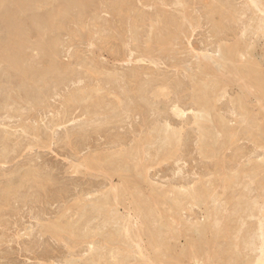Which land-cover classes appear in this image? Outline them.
I'll use <instances>...</instances> for the list:
<instances>
[{
	"label": "rangeland",
	"instance_id": "1",
	"mask_svg": "<svg viewBox=\"0 0 264 264\" xmlns=\"http://www.w3.org/2000/svg\"><path fill=\"white\" fill-rule=\"evenodd\" d=\"M21 1L0 0L23 58H0V264H256L264 0Z\"/></svg>",
	"mask_w": 264,
	"mask_h": 264
},
{
	"label": "bare ground",
	"instance_id": "2",
	"mask_svg": "<svg viewBox=\"0 0 264 264\" xmlns=\"http://www.w3.org/2000/svg\"><path fill=\"white\" fill-rule=\"evenodd\" d=\"M1 1H2V0H1ZM17 1H18V0H17ZM17 1H14V3L17 2ZM22 1L24 2V0H22ZM22 1H21V3H22ZM27 1H28V0H27ZM51 1H52V0H51ZM54 1H55V0H54ZM59 1H60V0H59ZM62 1H63V0H62ZM64 1H65V0H64ZM68 1L70 2V0H68ZM72 1H73V0H71V3H73ZM78 1H79V0H77V1L74 0V3H75V2H78ZM83 1H84V0H83ZM252 1L255 3V5L258 3L257 6H258V9H259V8H260V7H259V3H260V2H259V1L257 2V1H255V0H252ZM4 2H5V1H4ZM4 2H3V4H4ZM6 2H7L8 4H11L10 6H12L13 8H17V7H14V6H15L14 3H13V4H12V3H9V2H12V1H9V2H8V1L6 0ZM19 2H20V1H19ZM29 2H30V0H29ZM32 2H33V4H34V3L37 4V6H38L39 3H43V5H44V2H42V0H41V2H40V0H36V1H35V0H32ZM36 2H37V3H36ZM49 2H50V0H49ZM80 2H82V0H80ZM85 2H86V0H85ZM261 2H262V1H261ZM60 3H61L62 5L64 4V3H62V2H60ZM60 3H58V4L60 5ZM217 3H218V2H217ZM3 4L1 3L0 8L3 9V11H1V12H2V13H3V12L5 13V12L7 11V10H5V9H10V7H9V8H2V5H3ZM15 4H17V6H18V3H15ZM22 4H23V3H22ZM22 4H19V5H20L21 7H23V10H21V8L18 6V7L20 8V11H24V6H23ZM51 4H52V3H51ZM53 4H54V3H53ZM56 4H57V1H56ZM66 4H68V3H66ZM220 4H221V3H220ZM252 4H253V3H252ZM25 5H26V4H25ZM28 5H29V4H27V6H28ZM43 5H42V7H43ZM4 6L6 7L5 4H4ZM8 6H9V5H8ZM48 6H49V7H52V6H50V5H48ZM70 6H71V5H70ZM73 6H74V5H73ZM73 6H72V7H73ZM212 6H213V5H211V8H213ZM257 6H256V7H257ZM262 6H263V5H262ZM29 7H30L29 10L32 11L33 15H35V16H33L32 13H30V15L33 16V18H32V16H28V18L31 17V18H30V19H31L30 21L32 22V24H33V23H37V21H38V20H36V19H37V18H36L37 16H36V14H34V11L31 10V9H34L35 6H33L32 8H31V6H29ZM38 7H39V6H38ZM53 7H56V5H54ZM63 7H67V5H66V6L63 5ZM68 7H69V5H68ZM68 7H67V8H68ZM75 7H76V5H75ZM79 7H80V6H79ZM79 7H78V8H79ZM81 7H82V6H81ZM214 7H215V6H214ZM13 8H12V12H11V13H14V14H15V12H13ZM76 8H77V7H76ZM211 8H210V9H211ZM261 8H262V7H261ZM1 9H0V10H1ZM36 9H38V8L36 7ZM41 9H42V8H41ZM52 9H53V8H52ZM52 9H51V11H52ZM54 9H55V8H54ZM59 9H60V8H59ZM68 9H69V8H68ZM72 9H74V7H73ZM80 9H81V8H80ZM83 9H84V8H83ZM83 9H82V10H83ZM17 10H18V9H16V11H17ZM48 10H49V9H48ZM61 10H62V9H61ZM82 10H81V11H82ZM260 10H261V9H260ZM9 11H11V9L8 10L7 13H10ZM14 11H15V10H14ZM20 11H17V12L20 13ZM43 11H44V10H43ZM56 11H57V10H56ZM69 11H70V10H68V12H69ZM72 11H73V10H72ZM216 11H217V10H216ZM58 12H60V11H58ZM78 12H79V11H78ZM84 12H85V11H84ZM84 12L82 11V13H84ZM218 12H219V11H218ZM222 12H223V11H222ZM262 12H264V11H262ZM2 13H1V15L3 16L4 13H3V14H2ZM36 13H37V11H36ZM39 13H40V11H39ZM42 13H43V12H42ZM53 13H54V12L52 11V14H53ZM60 13H61V12H60ZM60 13H59V15H61ZM66 13H67V11H66ZM69 13H70V12H69ZM214 13H215V12H214ZM214 13H212V14L214 15ZM14 14H10L12 18H11V17H10V18L7 17L8 19H7V18H5V20L3 19V22L6 21V19H7L9 22H11L12 19H15V18H13V16H15L16 14H15V15H14ZM21 14H24V15H25L24 12H22ZM43 14H46V13H43ZM50 14H51V13H50ZM220 14H221V12H220ZM5 15H6V14H5ZM10 15H9V16H10ZM12 15H13V16H12ZM17 15H18V14H17ZM37 15H38V13H37ZM46 15H48V13H47ZM67 15H68V13H67ZM79 15H81V14H79ZM217 15H218V14H217ZM7 16H8V14H7ZM18 16H19V15H18ZM18 16H17V17H18ZM40 16H41V15H40ZM62 16H63V15H62ZM62 16H61V17H62ZM222 16H223V15H222ZM4 17H5V16H4ZM43 17H44V16H43ZM43 17H42V18H43ZM53 17H55V16H53ZM65 17H66V16H65ZM219 17H220V16H219ZM223 17L226 18V16H223ZM20 18H21V16H20ZM20 18H19V19H20ZM22 18H24V17H22ZM26 18H27V17H26ZM28 18H27V20H25V18H24V19H20V22L23 21V22L26 23V22L28 21ZM34 18H36V19H35L36 22H35V21L33 22V19H34ZM38 18H40V20L42 19V18L39 17V16H38ZM44 18H45V17H44ZM51 18H52V17H51ZM51 18H50V19H51ZM55 18H56V17H55ZM211 18H213V16H211ZM221 18H222V17H221ZM9 19H10V20H9ZM19 19H17V21H18ZM47 19H48V18H47ZM80 19H81V18H80ZM166 19L168 20V18H166ZM172 19H173V18H172ZM222 19H223V18H222ZM213 20H214V19H213ZM0 21H1V20H0ZM41 21H43V20H41ZM47 21L49 22V20H47ZM60 21H62V20H60ZM170 21H171V20H170ZM218 21H220V20H218ZM3 22H2V23H3ZM12 22H15V21L13 20ZM23 22H21V23H23ZM28 22H29V21H28ZM39 22H40V21H39ZM44 22H45V21H44ZM72 22H73V21H72ZM167 22H168V21H167ZM174 22H175V21H174ZM174 22H172V23L174 24ZM213 22L215 23L216 20L213 21ZM4 23H5V22H4ZM21 23H20V24H21ZM25 23H23V25H24ZM45 23H46V22H45ZM49 23H50V25H51V22H49ZM56 23L59 24V22H56ZM170 23H171V22H170ZM26 24H27V23H26ZM26 24H25V25H26ZM37 24H38V23H37ZM37 24H36V25H37ZM40 24H41V22H40ZM42 24H44V23H42ZM11 25H12V23L10 24V26H11ZM21 25H22V24H21ZM38 25H39V24H38ZM45 25H47V23H46ZM48 25H49V24H48ZM50 25H49V26H50ZM56 25H57V24H56ZM13 26H14V25H12V27H13ZM30 26H31V28H32L33 25H29V28H30ZM52 26H54V25L52 24ZM52 26H51V27H52ZM57 26H58V25H57ZM221 26H222V24H221ZM12 27H10V28H12ZM16 27L19 28L20 26H18V24H16V25L13 27L14 29H13V28H12V29H9V31H10V30H11V31L13 30V31H12L13 33H14L15 31H16V33H17L18 29H17ZM37 27H38V26H37ZM43 27H44V26H42V28H43ZM165 27H166V25H165ZM219 27H220V26H219ZM7 28H8V27H7ZM15 28H16L17 30H15ZM24 28L27 30V26H26V27L24 26ZM29 28H28L29 31H32V30H33V29H31V28L29 29ZM33 28H35V30H36V26H35V24H34V27H33ZM168 28H169V26H168ZM220 28H221V27H220ZM5 29H6V28H5ZM5 29H4L3 31H4V32H5V31L7 32L8 30H5ZM19 29H20V28H19ZM39 29H40V28H39ZM39 29L36 30V31H38L39 34H40V32H41V34H43L44 32L40 31ZM61 29H62V28H61ZM64 29H65V28H64ZM221 29H223V28H221ZM23 30H24V29H23ZM23 30H22V31H23ZM26 30H25V32H26ZM53 30H54V29H53ZM1 31H2V30H1ZM1 31H0V32H1ZM20 31H21V29H20ZM48 31H51V30H48ZM220 31H221V30H220ZM222 31H223V30H222ZM225 31H226V30H225ZM4 32H3V34H4ZM23 32H24V31H23ZM23 32H22V34H21L22 38H23V34L25 35V32H24V33H23ZM32 32H33V31H32ZM218 32H219V31H218ZM18 33H19V31H18ZM48 33H49V32H48ZM50 33H52V32H50ZM53 33H54V32H53ZM224 33H225V32H224ZM224 33H223V34H224ZM7 34H8V32H7ZM9 34H10V32H9ZM28 34H29V33H28ZM28 34H27V36H28ZM41 34H40V35H41ZM216 34H217V32H216ZM225 34H226V33H225ZM1 35H2V33H1ZM11 35H13V34H11ZM19 35H20V34H19ZM30 35H31V33H30ZM40 35H39V36H40ZM44 35H45V34H44ZM46 35H47V34H46ZM52 35H53V34H52ZM5 36H6V34H5ZM9 36H10V35H8V37H9ZM15 36H16V35H15ZM39 36H38V37H39ZM217 36H218V35H217ZM3 37H4V36H3ZM6 37H7V36H6ZM8 37H7V39H8ZM16 37H17V36H16ZM24 37H26V36H24ZM34 37H35V36H34ZM34 37H33V38H34ZM171 37H172V39H173V35H172ZM219 37L221 38V36H219ZM222 37H223V36H222ZM45 38H46V37H45ZM168 38H169V37H168ZM168 38H167V39H168ZM0 39H1V38H0ZM14 39H15V38H13V37H12V38L9 37L8 40H6V39H5L6 41L3 40L4 42H1V41H0V43H1V44H0V58H2V57H5V58L7 57V58H9V56L11 57L12 54H14V53L17 52V51L14 50L15 48L13 49L14 51H12V49H11L12 46L15 44V43H13V41H12V40H14ZM23 39H24V38H23ZM25 39H27V38H25ZM37 39H38V38H37ZM37 39H36V40H37ZM54 39H55V38H54ZM223 39H224V38H223ZM20 40H21V39H20ZM36 40H35V42H37ZM168 40H169V39H168ZM219 40H220V39H219ZM14 41H15V40H14ZM27 41H28V40H27ZM38 41H39V39H38ZM40 41H41V40H40ZM43 41H44V39L42 40V43L44 44ZM169 41H170V40H169ZM220 41H221V40H220ZM223 41H224V40H223ZM16 42H17V41H16ZM45 42H46V40H45ZM48 42H49V41H48ZM31 43H32V42H31ZM39 43H41V42H39ZM39 43H37V45H38ZM42 43H41V44H42ZM46 43H47V42H46ZM50 43H51V42H50ZM166 43H167V42H166ZM168 43H169V42H168ZM18 44H19V42H18ZM28 44L30 45V43H28ZM34 44H35V43H34ZM34 44H32V48L35 47ZM51 44H52V43H51ZM45 45H46V44H45ZM54 45H55V44H54ZM54 45H52V46H54ZM167 46H168V45H167ZM237 46H238V45H237ZM25 47H26V46H25ZM28 47H29V46H27V48H28ZM39 47H40V46H39ZM44 47H45V46H43L42 48L44 49ZM56 47H57V46L55 45L53 49L56 50ZM220 47L224 48L223 45L220 46ZM23 48H24V46L22 47V49H23ZM27 48H26V49H27ZM37 48H38V47H37ZM46 48H47V45H46ZM49 48H50V47H49ZM225 48H226V47H225ZM229 48H230V47H229ZM229 48H228V50H229ZM235 48H236V45H235ZM235 48H234V47L232 48V49H233L232 51L234 52L233 54H235V51H234ZM238 48H239V47H238ZM238 48H237V49H238ZM50 49H52V48H50ZM230 49H231V48H230ZM24 50H25V49H23V52H24ZM46 50H47V49H46ZM164 50H166V49H164ZM226 50H227V49H226ZM226 50H225V51H226ZM11 51H12V52H11ZM19 51H20V50H19ZM25 51H26V50H25ZM36 51H37V50H36ZM38 51H39V50H38ZM41 51L43 52L44 50H41ZM41 51H39V52L41 53ZM52 51H54V50H52ZM218 51H219V50H218ZM220 51H221V50H220ZM222 51H224V49H223ZM230 51H231V50H230ZM1 52H2V53H1ZM32 52H34V50H33ZM44 52H45V51H44ZM228 52H229V51H228ZM10 53H11V54H10ZM17 53H18V52H17ZM37 53H38V52H37ZM221 53H222V52H221ZM21 54H22V52H21ZM21 54H20V52H19V55H18V56H17V54H15L16 57L19 58V62H20V60L22 61V59H23V58L20 59V57H21L20 55H21ZM25 54H26V53H25ZM226 54H227V53H225V55H226ZM5 55H6V56H5ZM15 55H13V56H14V57H13L14 59H16V58H15ZM53 55H55V54H53ZM56 55H57V54H56ZM199 55H200V54H199ZM218 55H219V54H218ZM228 55H229L230 57H233L232 55H230V52H229ZM45 56H46V58H47V57H50V56H47V55H45ZM211 56H212V55H211ZM220 56H222V54H221ZM23 57H24V55H23ZM28 57H30V56H28ZM42 57H44V56H42ZM198 57H200V56H198ZM198 57H197V58H198ZM203 57H204V59L207 58L206 55H205V56L203 55L202 58H203ZM13 58L11 57V58H10L11 60L9 59L12 63H14V62L12 61ZM44 58H45V57H44ZM44 58H43V59H44ZM52 58H53V56H52ZM52 58H51V59H52ZM213 58H214V57H213ZM24 59L26 60L25 57H24ZM54 59H56V58H53L52 60H54ZM208 59H209V57H208ZM208 59H207V61H209ZM227 59H228V58H227ZM232 59H233V58H232ZM23 61H24V60H23ZM54 61H55V60H54ZM198 61H199V59H198ZM213 61H214V60H213ZM11 62H10V63H11ZM16 62H18L17 59H16ZM56 62H57V61H56ZM205 62H206V61H205ZM0 63H1V61H0ZM4 63H5V62H4ZM12 63H11V64H12ZM23 63H24V62H23ZM54 63H55V62H54ZM203 63H204V62H203ZM211 63H212V62H211ZM218 63H219V62H218ZM2 64H3V63H2ZM14 64H15V63H14ZM52 64H53V63H52ZM223 64H224V63H223ZM5 65H6V64H5ZM8 65H10V64H8ZM21 65H22V64H21ZM23 65H24V64H23ZM26 65H27V64H26ZM203 65H204V64H203ZM210 65H211V64H210ZM213 65H214V64H213ZM57 66H58V65H57ZM57 66H55L56 68H54V69H57ZM205 66H206V64H205ZM10 67L13 69L14 65H13V67L10 65V66L7 67V68H10ZM43 67H44V66H43ZM52 67H53V66H52ZM58 67H59V66H58ZM15 68H18V67L15 66ZM25 68H27V67H25ZM29 68H30V67H29ZM45 68H46V67H45ZM50 68H51V67H50ZM200 68H201V66H200ZM213 68H214V67H213ZM18 69H19V68H18ZM48 69H49V68H48ZM205 69H207V68L205 67ZM245 69H246V68H245ZM247 69H248V68H247ZM251 69H252V68H251ZM45 70H46V69H45ZM52 70H53V69H51V71H52ZM8 71L12 72L11 69H9ZM8 71H7V72H8ZM46 71H48V70H46ZM46 71H45V72H46ZM251 71H252V70H251ZM254 71H255V70H254ZM254 71H252V72H254ZM5 72H6V71H5ZM5 72H4V73H5ZM13 72H14V71H13ZM18 72H24V70L22 71V69H21V70L19 69ZM27 72H28V71H27ZM49 72H50V71H49ZM49 72H48V73H49ZM252 72H251V73H252ZM28 73H29V72H28ZM0 74H1V73H0ZM14 74H15V73H14ZM16 74H18V73H16ZM24 74H26V72H25ZM46 74H47V73H46ZM253 74H256V73H253ZM2 75H4V74L2 73ZM257 75H258V74H257ZM0 76H1V75H0ZM18 76H19V75H18ZM20 76H21V75H20ZM248 76H249V75H248ZM31 77H32V75H31ZM255 77H256V76H255ZM258 77H259V76H258ZM0 78H1V77H0ZM24 78H25V77H24ZM251 79H252V78H251ZM33 80H35V79H33ZM1 83H2V82H1ZM214 84H217V83H214ZM0 86H1V85H0ZM11 86H12V85H11ZM213 86H214V85H213ZM215 86H216V85H215ZM217 87H218V86H217ZM217 87H216V88H217ZM8 88H9V87H8ZM213 90L215 91V89H213ZM205 91H206V90H205ZM260 92H261V91H260ZM144 93H145V92H144ZM206 93H207V92H206ZM209 93H210V92H209ZM24 94H26V93H24ZM262 94H263V93H262ZM204 95H205V94H204ZM210 95H211V94H210ZM210 95H209V97H210ZM212 95H213V94H212ZM196 96L198 97L197 94H196ZM196 96H195V97H196ZM206 96H208V95H206ZM263 96H264V95H263ZM263 96H262V97H263ZM195 97H194V98H195ZM202 97H203V96H202ZM209 97H208V98H209ZM199 98L201 99V97H199ZM145 99H146V98H145ZM203 99H204V97H203ZM194 100H195V99H194ZM201 100H202V99H201ZM206 100H208V99H206ZM206 100H205V101L202 100V102L199 101V100H197L198 103H197L196 101H195V102H196V104H198V105H199L200 102H201L202 104H205V103L207 102ZM210 101H212V98H210ZM208 102H209V100H208ZM259 102H260V101H259ZM210 103H211V102H210ZM210 103H208V104L210 105ZM202 104H201V106H202ZM208 104H207V105H208ZM207 105L205 104L204 107L209 108ZM196 106H197V105H196ZM199 106H200V105H199ZM199 108H200V107H199ZM202 108H203V107H202ZM206 108H205V110L202 109V110H203L202 112L206 111V110H207ZM263 108H264V107H263ZM200 109H201V108H200ZM211 109H212V104H211ZM211 109H210V110H211ZM208 110H209V109H208ZM208 110H207V111H208ZM178 111H180V110H178ZM207 111H206V112H207ZM212 111H213V110H212ZM179 113H183V112L180 111ZM204 113H205V112H204ZM176 114H177V113H176ZM207 114H208V113H207ZM177 115H179V114H177ZM211 115H212V114H211ZM182 116H183V115H182ZM204 116H205V114H204ZM207 116L211 117L210 115H207ZM207 116H205L204 118H206ZM202 117H203V116H202ZM207 118H208V117H207ZM252 119H253V118H252ZM252 119H251V120H252ZM169 120H171V119H169ZM254 120H255V119H254ZM252 121H253V120H252ZM168 123H169V122H168ZM249 124H250V123H249ZM156 126H157V125H156ZM159 128H160V127H159ZM204 128H205V127H204ZM206 128H207V127H206ZM208 129H209V128H208ZM208 129H205V130H208ZM214 129H215V128H214ZM219 129H220V128H219ZM153 130H154V129H153ZM202 130H203V129H202ZM220 130H221V129H220ZM218 131H219V130H218ZM218 131H216V132H218ZM167 132H168V131H167ZM173 132H174V131H173ZM210 132H212V131H210ZM213 132H214V131H213ZM222 132H223V130H222ZM168 133H169V132H168ZM169 134H170V133H169ZM205 134H206V133H205ZM171 135H172V134H171ZM203 135H204V134H203ZM207 135H208V134H207ZM179 136H180V135H179ZM209 136H210V135H209ZM216 136H217V135H216ZM204 137H205V135H204ZM214 137H215V136H214ZM159 138H160V136H159ZM166 138H167V137H166ZM168 138H169V136H168ZM175 138H176V137H175ZM178 139H179V138H178ZM204 139H205V138H204ZM204 139H203V140H204ZM209 139H210V138H209ZM21 140H22V139H21ZM205 140H206V139H205ZM211 140H212V139H211ZM211 140H210V141H211ZM215 140H216V139H214V141H215ZM166 141L169 142V139L166 140ZM172 141H173V140H172ZM163 142H164V141H163ZM163 142H162V143H163ZM211 142H213V141H211ZM166 143H167V142H166ZM171 143H172V142H171ZM207 143H208V141H207ZM207 143H205V144H207ZM218 143H219V142H218ZM218 143H217V144H218ZM175 144H176V143H175ZM203 144H204V142H203ZM220 144H221V142H220ZM209 145H210V144H209ZM211 145H212V144H211ZM215 145H216V144H215ZM206 146H207V145H206ZM213 146H214V145H213ZM209 147H211V146H209ZM209 147L207 148V150H209ZM205 151H206V150H205ZM231 178H233V177H231ZM229 179H230V178H229ZM23 180H24V179H23ZM231 180H232V179H231ZM229 182H230V180H229ZM233 182H234V181H233ZM20 183H21V182H20ZM20 183H19L18 185H20ZM231 183H232V182H231ZM22 184H24V183H22ZM20 186H21V185H20ZM43 186H44V185H43ZM14 187H15V186H14ZM10 188H12V187H10ZM10 188H9V189H10ZM115 188H116V187L111 188V191H112V189H113V191H115ZM201 188H202V187H201ZM17 189H18V187H17ZM193 189H194V188H193ZM197 189H198V188H197ZM202 189H204V187H203ZM202 189H201V190H202ZM205 189H207V188H205ZM116 190H117V189H116ZM111 191H110V192H111ZM198 191H199V190H198ZM189 192H190V191H189ZM191 192H192V190H191ZM199 192H200V191H199ZM114 193H115V192H114ZM114 193H113V194H114ZM195 193H198V192H195ZM204 193H205V192H204ZM206 193H208V191H206ZM5 194H6V193H5ZM115 194H116V193H115ZM193 194H194V193H193ZM200 194L202 195L201 192H200ZM3 195H4V194H3ZM175 195H177V194H175ZM194 195H195V194H194ZM204 195H205V194H203V196H204ZM8 196H9V195H8ZM115 196H117V195H115ZM191 196H192V195H191ZM198 196H199L201 199H203L200 195H198ZM117 197H119V196H117ZM199 197H198V198H199ZM116 199H117V198H116ZM102 200L104 201L105 199H102ZM175 200H176V199H175ZM205 200H206V199H205ZM205 200H204V201H205ZM197 201H199V200H197ZM204 201H203V202H204ZM201 202H202V201H201ZM201 202H200V203H201ZM100 204H101V203H100ZM103 204H104V203H103ZM102 207L105 208L104 206H102ZM103 208H102V209H103ZM96 209H97V208H96ZM262 213H263V215H264V210H263V209H262ZM141 214H142V213H141ZM144 214H145V213H144ZM144 214H143V216H144ZM210 214H211V213H210ZM146 217H147V216H145L144 218H146ZM261 222H262V221H261ZM215 224H218V223H215ZM20 225H21V224H20ZM166 225H168V224H166ZM166 225H164V226L166 227ZM155 228H156V227H155ZM158 228H159V227H158ZM171 228H172V227H171ZM161 229H162V228H161ZM259 229H260V228H259ZM261 229H262V230L264 229V220H263V222H262V224H261ZM261 229H260V230H261ZM137 230H138V229H137ZM158 230H159V229H157V231H158ZM162 230H163V229H162ZM172 230H173V228H172ZM204 230H205V229H204ZM214 230H215V228H214ZM216 230H218V229H216ZM70 231H71V230H70ZM157 231L155 230V232H157ZM167 231H168V230H167ZM118 232H119V231H118ZM158 232L161 233V230H159ZM163 232H164V231H163ZM165 232H166V230H165ZM169 232H171V231H169ZM174 232H175V231H173V233H174ZM178 232H179V231H178ZM202 232H203V231H202ZM222 232H223V230H222ZM239 232H240V231H239ZM112 233H114V232H112ZM116 233H117V232H116ZM140 233L142 234L143 232H140ZM140 233H139V234H140ZM261 233H262V232H261ZM263 233H264V230H263ZM165 234H167V233H165ZM165 234H164V235H165ZM169 234H171V233H169ZM174 234H175V233H174ZM179 234H180V233H179ZM113 235H114V234H113ZM152 235H153V234H152ZM152 235H151V236H152ZM176 235H177V234H176ZM111 236H112V235H111ZM114 236H115V235H114ZM162 236H163V235H162ZM167 236H168V235H167ZM171 236H172V235H171ZM171 236H170V237H171ZM263 236H264V234H263ZM160 237H161V236H160ZM165 237H166V236H165ZM168 237H169V236H168ZM175 237H176V236H175ZM238 237H239V236H238ZM238 237H237V238H238ZM153 238H154V235H153ZM158 238H159V237H158ZM161 238H162V237H161ZM113 239H116V238H113ZM149 239H150V238H149ZM169 239H170V238H169ZM156 240H157V239H156ZM161 240H162V239H161ZM163 240H164V239H163ZM166 240H167V239H166ZM174 240H175V239H174ZM177 240H178V239H177ZM262 240H263V239H262ZM159 241H160V240H159ZM175 241H176V240H175ZM160 243H161V242H160ZM233 243H234V242H233ZM153 244H154V243H153ZM156 245H157V243H156ZM188 245H191V244H188ZM248 245H249V244H248ZM251 245H252V244H251ZM251 245H250V246H251ZM238 246H239V245H238ZM161 247H162V246H161ZM191 247H192V246H191ZM164 248H165V247H164ZM166 248H167V247H166ZM184 248H185V247H184ZM235 248H236V247H235ZM261 248H262V247H261ZM263 248H264V247H263ZM157 249H158V248H157ZM236 249H237V248H236ZM163 250H164V249H163ZM166 250H168V248H167ZM194 250H196V248H194ZM194 250H193V251H194ZM262 250H263V249H262ZM262 250H261V251H262ZM84 251H85V250H84ZM89 251H90V250H89ZM91 251H92V250H91ZM157 251H158V250H157ZM159 251H160V250H159ZM161 251H162V250H161ZM168 251H169V250H168ZM184 251H185V250H184ZM184 251H183V252H184ZM193 251H191V252H193ZM196 252H197V251H196ZM263 252H264V251L261 252V255H262ZM239 253H240V251H239ZM164 254H165V253H164ZM166 255H167V254H166ZM193 255H194V254H193ZM236 255H239V258H240V255H241V254H236ZM204 256H205V254H204ZM206 256H208V255H206ZM234 256H235V255H234ZM155 257H156V256H155ZM159 257H160V256H159ZM190 257H191V256H190ZM237 257H238V256H237ZM235 258H236V257H235ZM236 259H237V258H236ZM85 261H87V260H85ZM92 261H93V260H92ZM94 261H95V260H94ZM206 261H207V259H206ZM238 262H239V261H238ZM87 263H88V262H87ZM207 263H208V262H207ZM209 263H211V262H209ZM234 263H235V262H234ZM205 264H206V263H205ZM256 264H264V253H263L262 256L259 257V259L257 260V263H256Z\"/></svg>",
	"mask_w": 264,
	"mask_h": 264
}]
</instances>
